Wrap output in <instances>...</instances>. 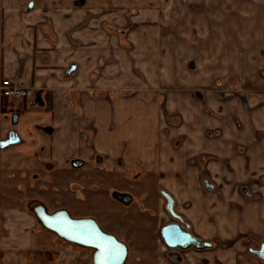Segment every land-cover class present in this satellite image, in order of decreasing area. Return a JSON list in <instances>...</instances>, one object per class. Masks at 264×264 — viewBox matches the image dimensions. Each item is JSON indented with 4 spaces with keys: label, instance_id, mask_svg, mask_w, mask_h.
Listing matches in <instances>:
<instances>
[{
    "label": "crops",
    "instance_id": "1",
    "mask_svg": "<svg viewBox=\"0 0 264 264\" xmlns=\"http://www.w3.org/2000/svg\"><path fill=\"white\" fill-rule=\"evenodd\" d=\"M224 1L213 3L210 18L205 19L206 10L191 14L199 4H179L180 17L175 20L178 8L171 0H161V6L151 12L156 17L153 23L158 24L142 26L138 25L135 9L124 16L122 10L100 7L93 0H0V84L7 79L35 91L32 100L20 101L19 105L16 100L0 97V109L6 111L0 114V127H8L3 119L12 114L22 128L15 131L20 143L0 162L4 178L21 181L33 175L38 182L43 170L58 175L72 168L86 170L91 162L101 167L95 172L112 178L141 171L157 178L167 192L175 193L174 212L181 209L182 214L176 215L183 224L177 223L184 228L187 225L196 237L205 241L235 240L253 234L264 241V200L253 209L237 199L226 202L194 191L195 171L182 166L188 153L172 151V136L167 134V138L163 132L160 93L154 90L162 89L163 97L166 90H171L172 79H184L172 76L177 71L171 67L170 43L193 41L178 39L173 33L222 28V16H226L227 30H235V16L264 14V0H258L253 11L247 0ZM182 8L191 11L190 18ZM143 30L158 36L142 32V38L139 31ZM143 55L146 59H141ZM147 91L156 95L154 99H149ZM9 133L0 129V142ZM211 152L227 157L218 143L212 144ZM240 159L237 156L238 162H232L227 171L210 168L211 179L217 183L209 181L211 194L218 190V182L235 191L245 188L244 184L257 175L259 182L264 181L262 162L258 170H243L240 166L245 162ZM76 160L84 165L74 168ZM212 254L186 250L187 264H218L220 260L229 264L230 254H222V258L216 255V259ZM240 258L244 259L242 264H264L251 253ZM235 261L233 257L231 264ZM172 262L163 259L160 263Z\"/></svg>",
    "mask_w": 264,
    "mask_h": 264
},
{
    "label": "rangeland",
    "instance_id": "2",
    "mask_svg": "<svg viewBox=\"0 0 264 264\" xmlns=\"http://www.w3.org/2000/svg\"><path fill=\"white\" fill-rule=\"evenodd\" d=\"M160 1L93 0L100 7L122 10L124 16H129L127 12L135 9L139 15L138 25L142 26L158 24L153 23L156 17L151 12L161 6ZM216 1L171 0V4L178 8L173 17L175 20L180 17L179 4L189 3L191 6L199 4L198 8L193 7L191 14L206 10L205 14H208L203 19L207 16L210 18V7ZM247 2L251 5L250 11L256 9L258 0ZM190 12L182 8L187 18H190ZM185 14L181 16L182 19ZM222 19L219 20L222 28L212 31L173 33L178 39L193 41L170 43V63L177 71L172 72V76L175 74L184 79H172L173 86L170 91H165L163 97L162 89L155 87L154 90L156 94L160 93L158 103L162 108L163 132L165 137L167 134L172 136V151L188 153L187 161L183 160L182 166L195 171L192 183L194 191H200L207 197L228 199V202L237 199L256 209L264 200V181L259 182L258 175L244 184L245 188L235 191L226 189V183L218 182V190L211 194L205 184L215 182L217 185L210 176L212 166L227 171L232 162H238L237 156L244 159L245 165L240 166L243 170L249 167L258 170L259 162H262L261 168L264 169V14L235 16L236 28L230 31L225 23L226 16H222ZM142 32L154 34L155 38L157 35L143 30L139 31L142 38H145ZM141 59H146V56L143 55ZM195 82L197 86H194ZM147 92L149 99H154L156 95ZM19 104L20 101L16 103ZM14 116L10 114L4 117L3 121L7 122L8 127L3 125L0 129L20 132L21 124L14 122ZM34 131V128L30 130L31 133ZM214 143H218L220 152L223 151L228 158L212 154L211 146ZM13 147L0 152V162L3 163L13 152ZM1 167L2 164L0 264H94L93 249L61 239L42 225L35 212L39 207L50 214L65 210L73 219L96 220L104 232H112L128 246L126 264H161L163 259H171L172 264L189 262L186 250L168 249L161 238L163 226L183 223L181 218L169 213L163 195L166 192L173 199L176 198L175 193L160 187L157 178L141 171L123 172L121 178H112L104 175V172H95L101 167L97 162H91L86 170L75 171L72 168L68 173L58 175L43 170L41 174L38 172V183L33 180V175L21 181L5 179ZM127 200L129 203H126ZM180 210L175 208L178 214ZM207 242L212 247L204 251L213 252L215 259L216 255L222 258V254H230L229 264L233 257L237 261L232 264H242L244 259L238 260V256H248L250 249L260 250L264 244L253 234H245L235 240L214 239ZM175 252L181 254L180 260L170 255ZM217 263L227 264L224 260Z\"/></svg>",
    "mask_w": 264,
    "mask_h": 264
},
{
    "label": "water",
    "instance_id": "3",
    "mask_svg": "<svg viewBox=\"0 0 264 264\" xmlns=\"http://www.w3.org/2000/svg\"><path fill=\"white\" fill-rule=\"evenodd\" d=\"M33 5L31 4L30 7ZM71 72V71H70ZM20 138L15 131L9 134V137L0 143L1 149L17 145ZM74 168H80L84 163L76 160L72 163ZM208 190H212L208 182L205 183ZM167 200V210L175 218H179L174 212V200L166 192H163ZM125 198V197H124ZM129 200L126 201V203ZM38 219L42 225L49 231L58 235L70 243L77 244L86 248L93 249L94 264H125L128 258V246L118 240L112 234L104 232L98 222L92 218L73 219L68 211L61 210L50 214L45 208L39 207L35 210ZM164 244L171 250L195 248L197 250H206L212 247V244L202 240L187 230L183 229L178 223H170L162 227L160 231ZM259 259L264 260V245L261 250L254 251Z\"/></svg>",
    "mask_w": 264,
    "mask_h": 264
},
{
    "label": "built area",
    "instance_id": "4",
    "mask_svg": "<svg viewBox=\"0 0 264 264\" xmlns=\"http://www.w3.org/2000/svg\"><path fill=\"white\" fill-rule=\"evenodd\" d=\"M32 88L20 87L10 80H3L0 84V97L10 101H30L34 98Z\"/></svg>",
    "mask_w": 264,
    "mask_h": 264
},
{
    "label": "flooded vegetation",
    "instance_id": "5",
    "mask_svg": "<svg viewBox=\"0 0 264 264\" xmlns=\"http://www.w3.org/2000/svg\"><path fill=\"white\" fill-rule=\"evenodd\" d=\"M6 113V111L4 110V109H0V114H5ZM16 120V115L14 116V121ZM12 131H10V133H11ZM9 133V134H10ZM1 143V142H0ZM182 226V225H181ZM182 228L183 229H185V230H187L188 232H190L189 231V229H186V228H184V226H182ZM191 233V232H190ZM195 236V235H194ZM167 247V246H166ZM168 248V247H167ZM261 248H262V246H261ZM261 248H260V250H261ZM169 249V248H168ZM190 249V248H189ZM193 249H195V248H193ZM180 250H182V249H180ZM252 250H254V251H259V250H255V249H252ZM185 251V250H184ZM251 253V252H250ZM252 255H254V256H256L255 254H253V253H251ZM170 255L175 259V260H180L181 259V254L180 253H170ZM257 257V256H256Z\"/></svg>",
    "mask_w": 264,
    "mask_h": 264
}]
</instances>
